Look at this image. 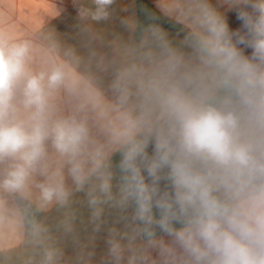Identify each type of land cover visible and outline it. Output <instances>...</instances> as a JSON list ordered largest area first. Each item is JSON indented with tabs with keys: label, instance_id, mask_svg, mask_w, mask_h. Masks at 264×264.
I'll return each instance as SVG.
<instances>
[{
	"label": "clouds",
	"instance_id": "1",
	"mask_svg": "<svg viewBox=\"0 0 264 264\" xmlns=\"http://www.w3.org/2000/svg\"><path fill=\"white\" fill-rule=\"evenodd\" d=\"M226 2L245 34L210 0H171L175 37L146 8L102 30L117 0H81L80 50L0 29V264H72L75 204L126 222L111 264H264V0Z\"/></svg>",
	"mask_w": 264,
	"mask_h": 264
},
{
	"label": "crops",
	"instance_id": "2",
	"mask_svg": "<svg viewBox=\"0 0 264 264\" xmlns=\"http://www.w3.org/2000/svg\"><path fill=\"white\" fill-rule=\"evenodd\" d=\"M149 2L164 15V10L168 8L171 0H149ZM210 3L224 17L230 32L246 33L243 21L239 18V12L242 8L251 11L250 6H232L226 0H210ZM80 6L81 0H0V29L10 32L16 38H22L32 32L51 30L62 42L76 46L80 50L82 44ZM114 9V14L109 21L102 22L100 27L110 34L127 36L121 20L134 16L138 21L136 0H117ZM165 30L173 37L182 31ZM238 47L243 50L245 55L250 56L252 54L253 50L250 47L245 45H238ZM149 152H151V147ZM114 157L113 163L115 164ZM161 186L163 187V182ZM82 198L83 194H77V199ZM74 207L78 210L76 235L79 243L74 241L72 236L61 238L60 246L64 251L65 261H71L72 264H75V257L80 251V245H86L85 251L92 253L90 264H111L107 243L109 231L113 227L120 231L125 230L126 222H118V213L108 210L99 231H94V226L89 223L87 208L80 204H75ZM130 212L131 210H129ZM55 217L54 211L49 213V222L51 223ZM164 238L168 239L167 237ZM6 243L15 245L16 241L10 239ZM155 255L156 253L153 252V256Z\"/></svg>",
	"mask_w": 264,
	"mask_h": 264
},
{
	"label": "trees",
	"instance_id": "3",
	"mask_svg": "<svg viewBox=\"0 0 264 264\" xmlns=\"http://www.w3.org/2000/svg\"><path fill=\"white\" fill-rule=\"evenodd\" d=\"M137 11H138V22L141 24L149 23L148 18L145 15L144 8L151 10L152 12L156 13L160 16V24L165 29L181 31L182 28L180 25L176 24L172 19L166 18L160 11H158L150 2L149 0H136ZM120 160L119 154L114 157V162L117 164ZM158 234L159 231H158Z\"/></svg>",
	"mask_w": 264,
	"mask_h": 264
}]
</instances>
